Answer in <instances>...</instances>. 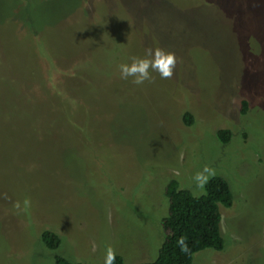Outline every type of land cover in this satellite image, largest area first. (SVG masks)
<instances>
[{
	"label": "rangeland",
	"instance_id": "rangeland-1",
	"mask_svg": "<svg viewBox=\"0 0 264 264\" xmlns=\"http://www.w3.org/2000/svg\"><path fill=\"white\" fill-rule=\"evenodd\" d=\"M156 47L171 79L120 78ZM204 165L232 203L193 264H264V0H0V264L152 261L166 182Z\"/></svg>",
	"mask_w": 264,
	"mask_h": 264
},
{
	"label": "trees",
	"instance_id": "trees-1",
	"mask_svg": "<svg viewBox=\"0 0 264 264\" xmlns=\"http://www.w3.org/2000/svg\"><path fill=\"white\" fill-rule=\"evenodd\" d=\"M70 102L72 98L68 99ZM246 111V100L241 99L239 112ZM182 121L190 125L192 116L188 111L182 113ZM216 138L221 143L229 140L228 129H218ZM167 199V213L161 217L160 225L166 231L164 239L158 246L156 256L152 261L141 264H193L192 254L196 251L210 248L216 251L223 249V239L219 233V206L229 207L232 203V194L225 179L214 175L205 185L204 192L198 198L187 189L179 187V182L171 178L163 189ZM41 240L48 249H55L60 243L57 234L44 230ZM187 238L189 251L182 253L177 244V238ZM49 264H82L71 262L55 256ZM114 264H124L122 257L115 253Z\"/></svg>",
	"mask_w": 264,
	"mask_h": 264
},
{
	"label": "clouds",
	"instance_id": "clouds-1",
	"mask_svg": "<svg viewBox=\"0 0 264 264\" xmlns=\"http://www.w3.org/2000/svg\"><path fill=\"white\" fill-rule=\"evenodd\" d=\"M176 66L175 53L164 48L156 47L145 50L142 57L132 56L128 62L118 65L119 75L121 79L131 78V82L135 85H143L145 81L153 82L152 72L157 73L161 79H171L173 70ZM215 175V169L208 165H204L199 171L192 176L194 187L189 185L191 194L199 197L204 192L205 185ZM177 244L182 253L189 251L187 238L184 236L177 238ZM115 251L110 246L105 249L104 264H114Z\"/></svg>",
	"mask_w": 264,
	"mask_h": 264
}]
</instances>
